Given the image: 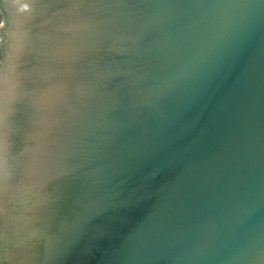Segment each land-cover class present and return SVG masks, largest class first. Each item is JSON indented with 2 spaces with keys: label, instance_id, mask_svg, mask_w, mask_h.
<instances>
[{
  "label": "water",
  "instance_id": "1",
  "mask_svg": "<svg viewBox=\"0 0 264 264\" xmlns=\"http://www.w3.org/2000/svg\"><path fill=\"white\" fill-rule=\"evenodd\" d=\"M30 2L0 264H264V0Z\"/></svg>",
  "mask_w": 264,
  "mask_h": 264
},
{
  "label": "clouds",
  "instance_id": "2",
  "mask_svg": "<svg viewBox=\"0 0 264 264\" xmlns=\"http://www.w3.org/2000/svg\"><path fill=\"white\" fill-rule=\"evenodd\" d=\"M9 7L14 9L15 16H25L31 13L30 0H6ZM8 21L6 20V24ZM0 25V28L6 26ZM24 47V33L13 22L7 33V49L0 56V126H2L11 103L15 100L18 84L15 81V61L19 58ZM9 145L6 138L0 136V184L8 178L7 157Z\"/></svg>",
  "mask_w": 264,
  "mask_h": 264
},
{
  "label": "rangeland",
  "instance_id": "3",
  "mask_svg": "<svg viewBox=\"0 0 264 264\" xmlns=\"http://www.w3.org/2000/svg\"><path fill=\"white\" fill-rule=\"evenodd\" d=\"M2 17L3 15H2V12L0 11V25H2ZM0 40H1V36H0ZM0 56H2L1 51H0Z\"/></svg>",
  "mask_w": 264,
  "mask_h": 264
}]
</instances>
